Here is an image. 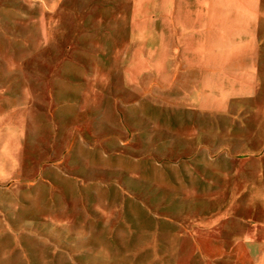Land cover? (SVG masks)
<instances>
[{
    "label": "rangeland",
    "instance_id": "obj_1",
    "mask_svg": "<svg viewBox=\"0 0 264 264\" xmlns=\"http://www.w3.org/2000/svg\"><path fill=\"white\" fill-rule=\"evenodd\" d=\"M158 20L157 0H0V264H185L176 246L264 224L239 182H264V109L184 107Z\"/></svg>",
    "mask_w": 264,
    "mask_h": 264
},
{
    "label": "crops",
    "instance_id": "obj_2",
    "mask_svg": "<svg viewBox=\"0 0 264 264\" xmlns=\"http://www.w3.org/2000/svg\"><path fill=\"white\" fill-rule=\"evenodd\" d=\"M157 12L161 87L180 93L184 107L208 114L235 105L264 109V0H157ZM245 179L239 182L255 188L253 203L260 204L264 182ZM255 216L238 221L235 244H184L175 250L189 254L185 264H264V224Z\"/></svg>",
    "mask_w": 264,
    "mask_h": 264
}]
</instances>
